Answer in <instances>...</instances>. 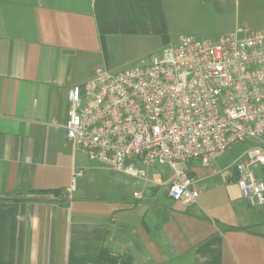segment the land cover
Listing matches in <instances>:
<instances>
[{
	"label": "crops",
	"instance_id": "obj_1",
	"mask_svg": "<svg viewBox=\"0 0 264 264\" xmlns=\"http://www.w3.org/2000/svg\"><path fill=\"white\" fill-rule=\"evenodd\" d=\"M235 3L0 0V264H264V205L250 206L235 182L242 154L188 164L204 192L183 208L168 197L172 176L141 163L112 171L62 129L68 89L96 68L150 62L178 36L214 42L237 32ZM95 171L114 184H94Z\"/></svg>",
	"mask_w": 264,
	"mask_h": 264
},
{
	"label": "built area",
	"instance_id": "obj_2",
	"mask_svg": "<svg viewBox=\"0 0 264 264\" xmlns=\"http://www.w3.org/2000/svg\"><path fill=\"white\" fill-rule=\"evenodd\" d=\"M67 101L62 129L89 161L115 172L130 171L132 160L166 164L168 197L183 208L204 192L188 164L208 167L238 144L258 143L235 164V182L250 206L264 205V176L254 172L264 169V30L214 42L180 36L147 65L117 73L96 68L82 87L68 89Z\"/></svg>",
	"mask_w": 264,
	"mask_h": 264
},
{
	"label": "rangeland",
	"instance_id": "obj_3",
	"mask_svg": "<svg viewBox=\"0 0 264 264\" xmlns=\"http://www.w3.org/2000/svg\"><path fill=\"white\" fill-rule=\"evenodd\" d=\"M229 18L235 29H241L244 31H256L259 29H264V0H240V3H235V9H231ZM177 38H179V36ZM156 54L157 53L150 55V58H152L153 56L155 57ZM145 62L149 63V59H145L144 62H141L139 65L134 67L147 65L148 63ZM134 67H129L127 69H131ZM82 86L83 85H81V87ZM256 146H259V144L254 141H247L245 143L238 144L234 146L232 151L227 153L226 157H228L227 159L229 162H234L241 154H243L244 151ZM84 159L86 160V158ZM132 163L137 164L139 163V161L132 160ZM153 168L158 169L164 179L172 176V171L166 164H156L153 165ZM93 173L94 184H97L99 186H103L104 184L108 185L110 183L114 184V181H112V179L107 180L109 178L105 179L102 176H99L98 171H95ZM135 181L132 179L130 180V178L126 179L124 186H126L127 193H131L133 191L132 188L136 187L137 183ZM160 196L163 197L162 194H160Z\"/></svg>",
	"mask_w": 264,
	"mask_h": 264
}]
</instances>
